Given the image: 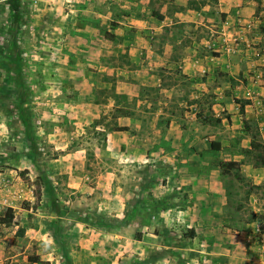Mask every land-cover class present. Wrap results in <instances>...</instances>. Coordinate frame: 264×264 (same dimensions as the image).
I'll return each instance as SVG.
<instances>
[{
	"label": "rangeland",
	"instance_id": "rangeland-1",
	"mask_svg": "<svg viewBox=\"0 0 264 264\" xmlns=\"http://www.w3.org/2000/svg\"><path fill=\"white\" fill-rule=\"evenodd\" d=\"M260 157L264 0H0L2 264H220L242 233L260 249Z\"/></svg>",
	"mask_w": 264,
	"mask_h": 264
},
{
	"label": "crops",
	"instance_id": "crops-1",
	"mask_svg": "<svg viewBox=\"0 0 264 264\" xmlns=\"http://www.w3.org/2000/svg\"><path fill=\"white\" fill-rule=\"evenodd\" d=\"M196 19H197L196 20L197 23L198 22L202 23V21H203V20H201V18H196ZM250 147H251V145H250ZM219 149H220V154H221L223 152V150H224V145L221 144V142H220V145H219ZM224 161H226V160L224 159ZM186 172L187 171L184 172L185 178L182 181H180V183L179 182H175L174 185H173V182H172L171 175L168 173V176H167L168 179L166 181V186L164 187V192L169 193L171 190H181L182 189L181 186H184V188L186 190V191L182 190V192H184V193H186L188 190H190L189 185H187V184H190V183H188V180L186 178L188 176L186 174ZM200 182L202 184L201 187L204 189L205 192L206 191L214 192L216 194L217 198H218V195L221 194V195H223L222 198H223V200L225 202L226 198H225L224 194H225L226 191H224L222 185H220V175H218V178L215 179V177L213 178V175L210 174L209 171H208V172L203 174L202 179L200 180ZM186 197H187V195H186ZM188 197L186 198L185 202L189 201ZM218 204H220V199L218 200ZM18 205H19V203L18 204L15 203V207H13V208H15V209L17 208V210L21 211V208H18ZM187 211H188V208L184 212H187ZM24 213H26V212L24 211ZM164 214L166 215V218H163L164 224L175 223L176 218L174 217V215L171 216L169 214V212H164ZM158 216L159 215L157 214V212H154V217H153L154 221L153 222L158 221ZM143 219H144V217L142 218V221H143ZM13 221H14V219H13ZM35 222H38V225H39V220L35 221ZM199 223H203V221L202 222L200 221ZM38 225H35L34 229H36V230H33L34 231V235H36V236L38 235L39 232H41V229L39 228ZM2 226L4 227L5 225H2ZM14 227H17V225L15 224ZM73 229L75 230L76 233H78V240H79L78 243L80 245H83V244L88 245L89 246V252H91L90 250L95 245V241L90 242V238L93 235V232L96 231L94 229V227L90 226L88 224H82V225L81 224H74L73 225ZM118 229H120V228H118ZM203 231H206V228H204ZM14 234L15 233L12 232V235H11L12 238H13ZM24 235H27V234L24 233ZM80 237H82V238L80 239ZM32 238H34V237H32ZM88 238H89V240H87ZM49 239L51 240L50 237H49ZM239 241L240 242L242 241L240 247L242 248L241 250H243V252H240L238 255H235L234 251L226 248L225 252L222 255H220V260H219L220 264H264V257H262V256H264V245L261 246L260 249H259V247L255 248V247L251 246L250 243H249L251 241V235L244 234V233H242V235L240 236ZM49 242L50 241L47 239V243L48 244H50ZM245 242H247V243H245ZM76 243H77V241H76ZM75 246L76 245H74L72 247H75ZM251 250L253 252H255V253H250ZM69 252H70V254L72 253L74 260L77 259V256H79L78 259L81 260V262H79V264H83L81 254L82 255H86V253L81 251L82 253L78 255V253H80V250L77 252V249H74V251L70 250ZM40 253H41V251H40ZM56 254H57V252H56ZM58 256H60V254ZM180 258H182V257H180ZM180 258H176V260H174L176 262V264H184L188 260V257L179 260ZM39 260L42 261V260H47V259H44V256L40 255ZM0 264H2V261H0ZM34 264H36V263H34ZM92 264H94V263H92ZM188 264H191V263H188Z\"/></svg>",
	"mask_w": 264,
	"mask_h": 264
},
{
	"label": "trees",
	"instance_id": "trees-1",
	"mask_svg": "<svg viewBox=\"0 0 264 264\" xmlns=\"http://www.w3.org/2000/svg\"><path fill=\"white\" fill-rule=\"evenodd\" d=\"M240 113L243 115V106H240ZM126 128H117V131H125ZM211 148L214 150L219 149V143H211ZM251 148L254 150H259L260 145L259 144H251ZM259 166L264 167V159L263 157H260L259 159ZM238 168V163L236 161H222L219 163V169L221 170V173L223 175H227L230 173V170L237 169ZM10 213L5 214L4 216H0V224L9 226L13 222V215L11 213V209H9ZM68 258V257H67ZM66 261L68 262L70 258L67 259ZM28 262L34 264H41V261L39 258H31L28 257Z\"/></svg>",
	"mask_w": 264,
	"mask_h": 264
}]
</instances>
